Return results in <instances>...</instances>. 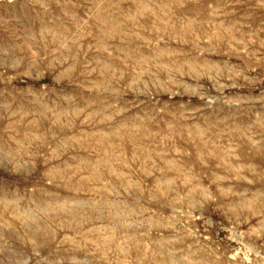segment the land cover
Here are the masks:
<instances>
[{
    "label": "rangeland",
    "instance_id": "rangeland-1",
    "mask_svg": "<svg viewBox=\"0 0 264 264\" xmlns=\"http://www.w3.org/2000/svg\"><path fill=\"white\" fill-rule=\"evenodd\" d=\"M0 264H264V0H0Z\"/></svg>",
    "mask_w": 264,
    "mask_h": 264
}]
</instances>
